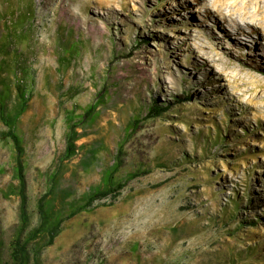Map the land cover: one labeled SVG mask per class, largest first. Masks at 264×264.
<instances>
[{
	"label": "rangeland",
	"instance_id": "obj_1",
	"mask_svg": "<svg viewBox=\"0 0 264 264\" xmlns=\"http://www.w3.org/2000/svg\"><path fill=\"white\" fill-rule=\"evenodd\" d=\"M207 6L208 0H0V41L9 44V31L12 50L26 59L17 78L31 92L15 127L31 224L57 172L56 185L71 187L77 198L99 185L118 145L116 179L147 171L127 182L114 202H95L67 220L42 252V264H264V73L248 61L251 42L240 39L242 47L228 53L209 25L189 20L208 24ZM215 53L241 68L246 85L239 89L247 92L232 88L227 74L233 71L214 62ZM8 62L13 69L14 57ZM112 78L120 100L98 111L87 136L75 142L84 147L59 165L70 118ZM141 102L168 109L140 119L130 136L128 121L141 116ZM93 143L97 155L82 171ZM13 154L0 137L4 241L18 223ZM46 197L58 207L55 193Z\"/></svg>",
	"mask_w": 264,
	"mask_h": 264
},
{
	"label": "trees",
	"instance_id": "obj_2",
	"mask_svg": "<svg viewBox=\"0 0 264 264\" xmlns=\"http://www.w3.org/2000/svg\"><path fill=\"white\" fill-rule=\"evenodd\" d=\"M59 33L62 34L61 29ZM6 34L8 35L7 41L9 44L0 41V123L6 130L0 132V137L9 140L12 145L14 153L13 178L17 181L18 189L16 194L19 198V209L18 223L14 227L9 240L4 241L0 238V264H42V252L53 245L54 240L61 233L67 220L81 212L90 210L94 207L95 202L104 200L108 201L109 204L114 202L127 182L138 175H145L147 171H132L124 179H116L122 164V146L118 145L112 163L100 173L99 185L89 187L77 198L74 197L75 194L71 187L67 186L64 188L61 184L56 185L54 178L58 176L57 172L53 175V179H49L53 188L49 189L48 193L44 194L36 202L37 219L35 225H32L25 197L24 147L22 140L15 132L17 121L27 110L31 92L27 83L22 80L19 81L17 78L25 73L23 67L26 65V59L22 58L16 47L15 50H12V46H14L12 44L13 38H11L9 31ZM59 37L63 48L65 50L69 49L70 46L64 43L65 38L61 35ZM145 41L147 40H138V42L146 43ZM11 57H14V63L11 65L13 69H9L10 63L8 59ZM116 82V79L112 78V81H107L101 88L96 86L97 93L94 101L82 110L81 115H78L79 117L70 118L68 133L65 138L64 154L61 161H59V165L73 159L75 154L79 152V148L84 147V145L77 146L75 142L87 136L88 130L92 128L98 117V111L101 108L106 110L107 107L112 109L120 100L118 93L121 87ZM141 106L142 114L145 113V115L141 114L138 118L132 116V119L128 121L130 136L135 131V128L138 127L140 119L146 121L158 118L168 109L167 105H157L156 102L151 104L141 102ZM77 128H80L79 133L75 131ZM97 145V143H93V148L84 153L85 157H82L80 167L82 171L91 169V164L97 155ZM49 192L55 193L59 198L57 208L52 207L45 201ZM225 214H228L227 211H225ZM253 252V248H249L246 251L249 257L253 256ZM231 260L234 261V259Z\"/></svg>",
	"mask_w": 264,
	"mask_h": 264
},
{
	"label": "bare ground",
	"instance_id": "obj_3",
	"mask_svg": "<svg viewBox=\"0 0 264 264\" xmlns=\"http://www.w3.org/2000/svg\"><path fill=\"white\" fill-rule=\"evenodd\" d=\"M206 12L209 16V18H207L208 24H203L194 17H189V20L193 21L196 25L201 24L200 27L203 29L211 27L215 32V36H217V40H219L218 43L228 53L234 54L236 50L238 51L239 48L242 47L239 41L240 39L251 42L253 45V48L251 47L252 52L255 53H249L248 61L255 69L264 73V46L261 45V43L264 42V0H208ZM206 25L209 26L206 27ZM223 25L230 28L229 31L231 35L224 31L225 35L222 33L221 28H224ZM207 30L209 29L207 28ZM199 48L201 49L202 55L208 57L207 53L203 52L201 46H199ZM214 56H216L213 58L214 62L220 63L225 70L230 69L233 71L227 74L230 76L229 79L232 88H234L236 92L241 91V95L247 92L249 89H239V87H244L246 85L244 79H241L240 76L242 73L241 68L237 64L231 65L223 56L217 53H215Z\"/></svg>",
	"mask_w": 264,
	"mask_h": 264
}]
</instances>
